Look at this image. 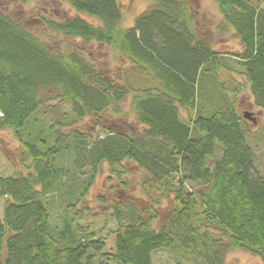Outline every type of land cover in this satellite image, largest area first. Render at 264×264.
<instances>
[{
    "label": "trees",
    "instance_id": "trees-1",
    "mask_svg": "<svg viewBox=\"0 0 264 264\" xmlns=\"http://www.w3.org/2000/svg\"><path fill=\"white\" fill-rule=\"evenodd\" d=\"M64 1L78 16L48 20L47 28L111 47L129 68L120 82L82 50L54 52L0 10V132L12 130L31 160L27 174L0 176V264H154L164 251L182 264H226L236 250L264 262V175L236 105L241 87L235 83L231 100L222 83L224 103L209 116L197 105L202 80L226 70L247 81L264 113V2L213 0L219 32L232 29L242 45L229 64L198 34L185 0H154L127 29L120 0ZM130 95L135 126L109 128L103 138L77 129L88 117L120 114ZM53 101L71 110L54 112L48 124L37 120ZM182 110L196 115L185 120ZM128 165L145 172L146 199L114 206L109 250L107 237L77 224L75 209L104 166L120 179ZM78 175V185L65 184ZM54 194L64 205L61 226L51 221ZM166 199L170 211L160 217Z\"/></svg>",
    "mask_w": 264,
    "mask_h": 264
},
{
    "label": "rangeland",
    "instance_id": "rangeland-1",
    "mask_svg": "<svg viewBox=\"0 0 264 264\" xmlns=\"http://www.w3.org/2000/svg\"><path fill=\"white\" fill-rule=\"evenodd\" d=\"M185 1L188 3L190 11L197 22L198 34L205 38L217 52H220L227 63L234 64L237 53L242 50V45L232 29H229L228 33L219 32L218 27L222 24V17L216 3L213 0ZM253 2L263 3L264 0H253ZM153 4L154 0H120V7L124 15L123 28L127 29L134 26L136 18ZM0 10L19 19L54 52L63 53L69 50H82L102 73L123 82L124 72L129 68V64L111 47H102L97 44L85 45L79 38H70L47 28L46 23L48 20L60 22L63 19L78 16L75 10L64 0H30L28 4H20L15 0H0ZM80 16L91 23L99 24L90 16ZM220 81L226 87V94L231 100H233L234 96L232 89L235 90V83H238L241 87V93L236 99L238 111L243 116L244 112L248 111L257 118L256 124L247 120L251 133L249 143L257 151V167L260 173L264 175V113L254 106L250 85L243 77L223 70L220 74ZM131 99L130 95L119 105L120 114L115 115L112 110L99 120L88 117L78 125L77 129L83 134L93 135L94 138H103L109 128L135 126V116L130 108ZM223 103L222 101L221 104ZM197 105L198 110L203 112V116L210 115L211 111H205L208 103L205 99L203 85H199L197 90ZM70 110L71 106L69 103L62 104L58 101H53L50 103L47 113L38 115L37 120L48 124L54 112L60 114L63 111L69 112ZM185 112V120H191L196 115V111ZM30 163V158L23 154L22 145L16 139L14 132L12 130L1 131L0 176L8 177L27 174V167L30 166ZM127 168L128 173L119 179L115 176L110 178L112 173L107 166H104L103 172L96 178V181L85 196L84 202L75 209L80 215L77 224L84 229H94L97 234L107 237L109 250H111L114 243V239L110 235V230L115 225L111 218L114 206L120 201L132 198L131 196L135 197V201H138L136 198L146 199L142 189V183L146 179L145 172L134 165H128ZM80 182L78 175L76 179L67 180L65 184L76 186ZM190 188L193 189L194 187L190 185ZM58 195L49 196L48 200L51 203L52 224L61 226L64 218V205ZM4 203L5 199H0L1 220L3 218ZM141 205H144V203L141 202ZM170 206V199L163 201L159 208L160 217H164L170 211ZM155 225L157 224L155 223ZM179 262L182 264L180 258L165 251L154 255V264H178ZM184 263L192 264L189 262ZM226 264H264V262L253 253L245 250H236L227 255Z\"/></svg>",
    "mask_w": 264,
    "mask_h": 264
},
{
    "label": "crops",
    "instance_id": "crops-1",
    "mask_svg": "<svg viewBox=\"0 0 264 264\" xmlns=\"http://www.w3.org/2000/svg\"><path fill=\"white\" fill-rule=\"evenodd\" d=\"M200 85H203L204 93H205V99L208 103V106L206 107V112H212L216 107L221 106L223 99V88H222V82L220 81V75L218 77H210L207 76L202 80ZM261 112V111H260ZM185 110L182 111L183 118L186 116Z\"/></svg>",
    "mask_w": 264,
    "mask_h": 264
},
{
    "label": "water",
    "instance_id": "water-1",
    "mask_svg": "<svg viewBox=\"0 0 264 264\" xmlns=\"http://www.w3.org/2000/svg\"><path fill=\"white\" fill-rule=\"evenodd\" d=\"M244 118L250 122L257 123V118L254 116L253 113H250L248 111L244 112Z\"/></svg>",
    "mask_w": 264,
    "mask_h": 264
}]
</instances>
